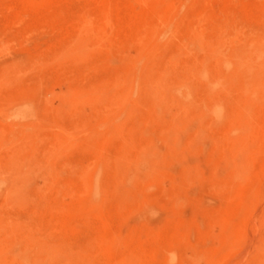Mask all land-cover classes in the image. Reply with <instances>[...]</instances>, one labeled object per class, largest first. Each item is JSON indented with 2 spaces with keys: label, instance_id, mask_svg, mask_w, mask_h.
<instances>
[{
  "label": "rangeland",
  "instance_id": "374dc122",
  "mask_svg": "<svg viewBox=\"0 0 264 264\" xmlns=\"http://www.w3.org/2000/svg\"><path fill=\"white\" fill-rule=\"evenodd\" d=\"M252 38L264 43V0H0V264L49 249L91 264L129 255L169 264V252L175 264H264V148L235 165L219 143L224 123L202 120L204 142L189 154L194 171L177 161L159 172L147 166L143 179L114 187L116 157L149 138L173 161L169 121L182 102L192 104L190 117L207 106L208 77L225 72L206 45L229 52ZM201 66L207 78L188 72ZM230 76L216 93L228 113L250 95ZM148 81L172 94L166 109H157ZM104 87L126 91L125 106L95 99ZM246 105L261 130L250 137L257 145L264 99ZM83 170L103 192L84 191ZM149 206L155 219L144 217Z\"/></svg>",
  "mask_w": 264,
  "mask_h": 264
},
{
  "label": "bare ground",
  "instance_id": "6f19581e",
  "mask_svg": "<svg viewBox=\"0 0 264 264\" xmlns=\"http://www.w3.org/2000/svg\"><path fill=\"white\" fill-rule=\"evenodd\" d=\"M218 38H220V36ZM196 43H198L196 44L197 47H202L201 46L202 44H200L199 41H197ZM212 44L211 43L207 44L206 46H209V45L211 46L206 47V48H209L208 50L210 51V56L220 61L224 65L223 68L225 67L224 69L225 72L221 74L217 73L216 75L209 76L210 75V74L208 75L209 72L206 71L207 68H204L202 66L195 71L194 70L191 71L192 69L188 70V72L190 71L191 73L196 74L199 78H207L209 76L208 77L209 83H207L206 95L212 98L210 100V103L207 106L200 107L199 112L193 117L188 116L189 114L187 111L190 108V106H192V104L188 102L186 103L182 102L180 106L182 109V114L172 118L171 121H169L170 125L167 130L166 136H169L168 137L169 142L173 143V147H174L173 161L166 160L162 151L157 146L158 144H156L157 139H155L154 137L147 139V141L144 143H141L138 149H136V152H134V154L132 153L133 155L127 152H122V153L120 152L121 154H119V156L116 157L115 159L117 163L119 162L120 164V169L115 174V177H116L115 178L116 180L114 181L115 182L114 187L116 188L115 191L118 190L117 188L121 187V185L125 184L126 186V184L129 185L130 183H132V181H134L135 183L138 180H140V178L143 179L141 173H142L143 168L147 166H148L147 168H150L152 172H159V171H162L163 169H167V170L172 169L174 162L177 161V162H180V164L182 163V165H184V170L186 173L194 171L195 169L192 170L193 169L192 164H190L191 160L189 158V154L191 153L193 149L192 146L196 145L199 142L200 143L204 142V137L202 134L204 131V125L202 124V120L206 118H210L212 123H214V125L218 123H224L223 124V141L219 143H224L226 147L231 148L229 149V153L231 150V153L232 155H234L235 159L232 158L233 156L230 158L233 159L232 161L235 165L239 166L241 164L243 165L246 164L244 163V161L240 162L237 160L238 158L241 159L243 156L244 157L246 155L248 156L249 152H250V155L252 156V159H256L258 153L261 151V148H264V142H261L255 145L250 140L251 136H253L254 138L255 136H258V135L261 136V130L258 125H253L251 123V120L248 118V116H251V115H249V111L246 107L247 103H253L255 101L264 99V43L256 40L255 38L247 39L237 45H234L229 52H228L229 49L227 50L225 49L226 50L225 51L224 46L220 43L213 44V45ZM227 74H231L232 77L234 76L233 79H235L237 82V86L233 85V84H236L235 82H233V84L230 83V85L232 84V86L233 87L235 86V88L237 87L238 90H242L243 92H249L250 94L247 100L244 99L242 101H238L236 105L231 107L229 109L230 110L229 113L228 111L225 112L227 108L225 105L227 102L224 104L223 102L225 101L222 102L220 99H218L220 97H217L216 95L217 92H220L222 91V89L225 88V87L223 88L222 86L223 83H221L220 81L223 75H227ZM232 77L230 76V78ZM233 79L231 81H233ZM146 80H148V78H146ZM183 82H186V80H183ZM154 84L155 83H152L149 81L148 83H144L145 87L148 89L147 90L148 93L154 96L153 98L155 102L154 101L153 102L157 105L158 107L157 109H159V107L161 108V110H162V107L166 109L168 101L172 99V94L165 90L163 91H161V89L158 90L156 87L157 84L156 85ZM104 88L102 89L100 88L98 92L95 91L96 93L94 94L96 95L92 94L94 95L95 99L103 97L104 99L108 100L109 102H112L113 104L116 103L119 107L125 106L124 104H125V101L127 100L126 98H128V94L126 91L119 92L116 89L111 88V87L105 88V89ZM157 112L159 111L157 110ZM157 112L155 113L157 114ZM118 124L116 125V128H118ZM189 132H194V135L188 141L189 142L187 144L188 146L182 147V143H183L182 140L184 136H186ZM219 143H216V144H219ZM256 146L258 147V149H255V150L251 149L252 147H256ZM249 159H251V157ZM252 159L251 161H253ZM117 165L118 164H116V166ZM145 170L148 171V169H145ZM236 170L237 169H235L234 171ZM240 171H241V168L239 172ZM86 173H84V170H83L82 174L80 175L81 180L84 185L83 187L84 191L93 193V192H96L99 188L101 189L100 186L102 185L100 184L99 186V184H97V180L95 179V176L92 178H89V176ZM148 173L151 174V172L149 171ZM152 176L150 175V178ZM16 187H14V189H16ZM19 187H20L19 189L24 188V186L20 184H19ZM19 189L18 191H21ZM102 190H104V188H102L101 191ZM18 191H15V192H18ZM21 192H23V190ZM123 193L124 194L126 193L125 195H122L125 197L128 192L126 191L118 192L119 195ZM95 194L96 193H94V195ZM81 195L82 194H80V196ZM153 211L158 212V210L155 209L153 206L151 207L149 206V208L144 212L145 213L144 217L146 216L147 219L148 218L153 219L151 215ZM112 241L113 239L108 241V244H111L110 242ZM49 251L47 250L46 254H43L42 256L36 255L31 260H25V262L22 264H42V263L55 264L54 260L56 261L57 258H62L61 260L63 264H91L93 263L91 262L92 260L88 257V255L86 256L85 254L82 255L80 253H70L64 256H60V255L58 256V254H56L57 255L56 256L55 252L52 253V249H51V252ZM0 259H3L2 256H0ZM135 260L136 259H134V257L130 255L124 256L122 258H119V260L115 264H135Z\"/></svg>",
  "mask_w": 264,
  "mask_h": 264
},
{
  "label": "clouds",
  "instance_id": "9594fccd",
  "mask_svg": "<svg viewBox=\"0 0 264 264\" xmlns=\"http://www.w3.org/2000/svg\"><path fill=\"white\" fill-rule=\"evenodd\" d=\"M151 215L153 218H156L159 215V213L153 211ZM167 255L169 257V264H175V261L177 259V254L175 252H169Z\"/></svg>",
  "mask_w": 264,
  "mask_h": 264
}]
</instances>
